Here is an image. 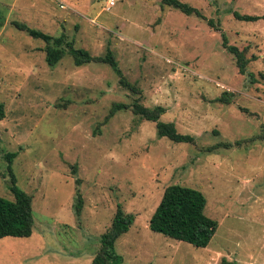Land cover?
Masks as SVG:
<instances>
[{
  "label": "rangeland",
  "instance_id": "rangeland-1",
  "mask_svg": "<svg viewBox=\"0 0 264 264\" xmlns=\"http://www.w3.org/2000/svg\"><path fill=\"white\" fill-rule=\"evenodd\" d=\"M112 1L107 9L108 0H0V142L17 152L12 170L34 221L30 237L0 239V264H90L118 206L134 216L115 243L121 264H264V20L230 13L262 17L264 0H179L205 19L161 0ZM208 20L254 59L246 68L254 84ZM12 22L64 33L92 56L109 48L141 103L163 107L160 121L194 142L158 138L155 123L130 110L104 123L113 103L131 102L110 67H75L65 56L50 68L45 44ZM175 184L201 192L218 223L205 248L149 228ZM9 187L0 156V196L12 201Z\"/></svg>",
  "mask_w": 264,
  "mask_h": 264
},
{
  "label": "trees",
  "instance_id": "trees-1",
  "mask_svg": "<svg viewBox=\"0 0 264 264\" xmlns=\"http://www.w3.org/2000/svg\"><path fill=\"white\" fill-rule=\"evenodd\" d=\"M164 6L176 9L186 16H195L205 19L201 12L179 0H161ZM233 18L238 21L255 22L264 20V16L241 15L230 11ZM211 28L221 32V44L228 54L232 55L238 73L247 77L249 84H254L256 79L252 73L247 72V65L254 59L246 58V51L230 45L226 36L222 33L219 25L212 20L207 21ZM2 24V21H0ZM12 25L19 31L25 32L31 38L42 41L44 61L50 68H54L65 56H69L75 67L86 64H104L110 67L118 78L119 86L128 92L131 97L130 103H113L109 109L104 123L108 122L115 114L121 111L130 110L133 115L141 120L155 123L156 135L158 138H166L173 143H192L194 139L190 135L177 132L173 123L160 121L165 109L161 106L152 108L145 107L141 103L142 91L136 83H131L123 75L118 66L113 52L107 48L103 56H92L88 51L75 48L72 41L61 33L59 36H52L39 30L31 29L23 23L12 22ZM221 102L230 103V99L221 97ZM4 118L3 104L0 103V120ZM208 150H211L208 149ZM0 156L6 162L7 176L9 178V190L13 200H7L0 196V239L5 237L28 238L33 230L32 197L21 191L16 185L15 175L12 170V163L17 152H4L0 142ZM83 200L77 192L75 213L80 216ZM206 200L203 194L193 188L170 185L163 191L161 199L155 208L150 220L151 231L161 234L167 238L187 243L195 248H205L217 230L218 223L207 217L204 213ZM134 221V216L126 213L120 206L116 208L109 228L101 235L99 249L95 253L90 264H121L122 259L115 251L117 239L127 232ZM222 264H230L222 261Z\"/></svg>",
  "mask_w": 264,
  "mask_h": 264
},
{
  "label": "built area",
  "instance_id": "built-area-1",
  "mask_svg": "<svg viewBox=\"0 0 264 264\" xmlns=\"http://www.w3.org/2000/svg\"><path fill=\"white\" fill-rule=\"evenodd\" d=\"M114 3L112 0H108V2L106 3V8L110 9L111 7H113Z\"/></svg>",
  "mask_w": 264,
  "mask_h": 264
},
{
  "label": "water",
  "instance_id": "water-1",
  "mask_svg": "<svg viewBox=\"0 0 264 264\" xmlns=\"http://www.w3.org/2000/svg\"><path fill=\"white\" fill-rule=\"evenodd\" d=\"M99 1H103V0H99Z\"/></svg>",
  "mask_w": 264,
  "mask_h": 264
}]
</instances>
